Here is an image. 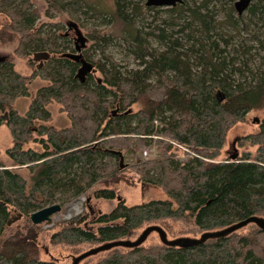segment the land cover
Segmentation results:
<instances>
[{"label":"trees","instance_id":"1","mask_svg":"<svg viewBox=\"0 0 264 264\" xmlns=\"http://www.w3.org/2000/svg\"><path fill=\"white\" fill-rule=\"evenodd\" d=\"M47 2L49 9L67 11L84 1ZM113 2L107 21L119 22V36L128 43L137 68L122 70L105 52L108 37L96 30L91 48L99 59L82 49L66 53L69 35L62 36L63 42L52 29L41 35L25 0L0 4L8 19L0 24V44L15 39L17 55L49 57L41 66L36 63L29 76L17 73L10 61L0 63V126L7 127L12 139L5 150L8 163L0 159V264H70L39 257V225L31 224L16 236L5 235V228L14 213L28 220L31 212L57 201L65 205L96 183L104 187L93 190L91 197L116 199L113 208L92 216L91 228L86 226L89 207L60 221L49 236L51 244L96 246L131 239L144 225L166 219H187L203 232L251 215L264 217V0H253L238 15L231 1L182 0L166 9L176 15L171 22L144 27L135 26L138 18L148 11L158 14L160 8L146 6V0ZM218 3L224 10L221 19ZM224 25L240 38L246 32L252 43L231 45L216 31ZM174 26L178 28L170 30ZM252 48L260 59L257 66L250 64ZM83 62L93 65L100 81L92 71H81ZM34 75L48 85L35 92L21 114L13 102L28 96L26 83ZM51 101L61 105L66 126L46 123ZM253 109L262 110L259 129L240 143L255 146L254 153L216 160L228 129ZM151 146H157V157L135 158ZM119 153L129 159L138 182L159 187L166 199L127 205L111 187L125 170ZM21 167L32 174L30 181L18 172ZM58 193L67 197L59 201ZM93 264H264V231L249 224L246 233L236 231L191 247H118Z\"/></svg>","mask_w":264,"mask_h":264},{"label":"rangeland","instance_id":"2","mask_svg":"<svg viewBox=\"0 0 264 264\" xmlns=\"http://www.w3.org/2000/svg\"><path fill=\"white\" fill-rule=\"evenodd\" d=\"M23 0H1L0 4H3L4 6L10 5L13 6L17 3L22 2ZM84 1L81 3V5L74 6L73 9L67 10V11H56L54 9H49V5L47 0H25L26 3H28V9L27 11L30 14H33L35 16V22L33 24V27L40 31L41 35L45 34L47 30L52 29V31L60 36V41L63 42L62 36L65 35V33L68 32V39L64 42L65 45L68 47V50H65L64 52L75 54L76 47H79L80 51L82 49V53H91L90 55L94 59H99V53L97 50H94L91 48L92 45V37L91 32L96 30L101 33V35L108 37L109 44L107 45V48L105 50L106 54H109L115 61L119 63L121 66V69H132L139 67L137 64V60L130 54L128 50V43L123 41L122 38L119 36L121 27L116 25V23H111L107 21L109 14L114 11V2L113 0H82ZM225 1V0H224ZM231 1V3L234 4L236 0H227ZM93 7V8H92ZM96 9H95V8ZM160 8V12L158 14H155L154 11L147 12L143 14L142 19L138 18L136 25L138 27H144L147 26V23H151V25H157L163 20H167L170 22L172 19L176 17V15L172 12H167L166 6L158 7ZM215 10L217 14V18L221 19L223 17V7H221V3H218L216 5ZM0 12V24L6 23L8 21L7 17L4 16V14H1ZM246 10L242 13L245 14ZM234 14L238 15L237 12L234 10ZM74 22L77 24L78 28L80 29L82 35L86 38L84 41V45L81 46L78 41H76L74 38L76 36V33L74 29H69L68 23ZM146 28V27H145ZM170 30L177 29V26L169 27ZM217 32H221L225 38H228L231 40V45H238L239 42L243 41V43L250 44L252 43L249 39L247 41L246 39V32H241V38L238 36V34L231 28L230 26H221L220 28L216 29ZM245 37V38H244ZM244 38V40H243ZM150 42L154 47H159V44L156 42V40L151 39ZM184 42V40H183ZM16 40L13 39L12 41L6 42L4 44H0V55H6L8 58V61H10L13 66L14 70L19 73L20 75L29 76L37 67L36 63H30V57H22L17 55L14 52L15 46H16ZM255 45V44H254ZM73 50V51H72ZM231 50V48H229ZM89 51V52H88ZM252 62L250 64H254L257 66L260 63V59L257 56V49L252 48ZM256 54V55H255ZM94 77L96 79L101 78L100 73L95 72ZM237 79L240 78L238 74L235 75ZM28 96H18L13 104L14 107L17 109V111L21 114H23L31 99L33 98L35 92L42 86L48 85V81L41 79L39 76L34 75L33 78L28 80L26 83ZM47 109L50 112V118L46 123L54 125L56 127H63L68 124L67 117L61 107V105L55 101H51L47 105ZM134 109V108H133ZM255 118H258L260 121L262 118V110L260 109H253L249 111L245 117L244 121L236 122L234 125H232L226 134L225 143L217 157L216 160L229 158L231 155H240L242 151H250L254 153L255 146L250 145L249 143L241 144L240 140L245 135L255 133L259 129V121H254ZM11 135L5 125L0 126V159H2L5 163H8V160L5 156V150L9 146H11ZM28 146L38 148L37 145L34 143H28ZM147 150V156L146 158L150 157H157L159 154V150L157 146H151L149 148H145L143 151ZM136 152L135 158L137 159L140 157V154L142 155V152ZM179 152V151H178ZM181 154V152L179 153ZM182 157V156H181ZM129 159L125 158L123 160V168L125 169L122 173V178L120 181L116 182L115 184L111 185L116 190V194L122 198L127 205H134L139 204L141 202L153 200V199H166V195L164 192L156 186L148 185V184H142L137 181L136 175L130 170L129 165ZM18 172L25 178L27 181L31 180V173L30 171L25 168L21 167L17 169ZM129 179H133V184H130L127 182ZM104 187L103 183H96L92 186L91 189H89L86 193L78 196L77 198L69 201L65 205H61L58 201L55 203L60 204L61 211L60 213L54 215V220L50 224L45 225H39L40 232H39V244H40V254L39 257L42 259H48L49 256L58 258L60 261L65 263H71V260L74 256L78 255L79 253L87 250L90 247H93L95 245L91 244H82V245H76V246H70L65 244H51L49 242V236L52 232V229H57L58 224L62 220H67L70 218H73L74 216L79 215L81 212H83L85 209L91 210L90 218L86 222V226L89 228L94 227V224H92V216H96L98 212L105 213L110 211L113 206L116 203V199L113 200H106V199H95L91 197V193L93 190L97 188ZM57 197L60 200L65 199L67 196L62 193H58ZM77 202H81V209L77 211L76 213L69 216V218L66 217V214L68 210ZM89 207V208H87ZM90 213V211H89ZM11 220L9 224L5 228V235L7 236H16L24 233L26 229H28L29 225H31L29 219L26 220L24 217H19L15 213L12 214ZM189 220H172V219H166L159 222H155L153 224H158L164 228V230L167 233L168 238H176L179 236H189V237H199L201 231L197 230L194 225L190 223ZM145 227V225L140 228L138 233L131 237V239H134L138 236V234L142 231V229ZM240 233H246L247 232V226L241 228L238 230ZM160 243L158 235L155 232H152L149 234V236L146 238V240L143 242L144 246H155ZM107 251L98 253L96 255L90 256L86 259H84L82 264H93L98 259L105 256Z\"/></svg>","mask_w":264,"mask_h":264},{"label":"water","instance_id":"3","mask_svg":"<svg viewBox=\"0 0 264 264\" xmlns=\"http://www.w3.org/2000/svg\"><path fill=\"white\" fill-rule=\"evenodd\" d=\"M252 1L253 0H236L234 2L235 11L238 14H242L247 9V7ZM181 2L182 0H146L145 5L151 6V7H163V6L172 7L176 5L177 3H181ZM68 26H72L75 29L78 42L80 43L81 46H83L86 38L82 35L77 24L74 22H69ZM76 50L78 51L79 47H76ZM37 56H38L37 54H34V58ZM2 60H4V57L0 55V61ZM81 71L84 74H87L90 71L95 72V69L92 64L83 62ZM98 81H100V79H98ZM222 97L223 95L218 93L219 100H221ZM113 113H115V111ZM254 121L258 122L259 120L258 118H255ZM119 156H120V159H119L120 168H123L124 166L123 157L121 153H119ZM235 157L236 155H231L229 158L233 159ZM60 211H61L60 204L53 203L39 210L31 212L29 214V221L31 222L32 225H45L46 226V224L52 223V221L54 220L53 216L60 213ZM64 218L66 219L69 217H64ZM9 222L10 221H8L7 224H9ZM249 224H255L260 230L264 231V217L260 215H251L245 219L234 222L228 226H225L219 229L203 231L200 233L199 237L179 236L176 238H168L167 233L162 226L158 224H150L144 227L142 231L138 234V236L135 237L134 239H130V238L116 239V240L103 242L96 246L90 247L87 250L74 256L70 264H80L81 261H83L84 259L90 256L96 255L101 252L109 251L114 248L138 247L143 244V242L152 232H155L158 235L160 243L165 246L185 248V247H191L194 245L201 244L209 239H216V238L228 236Z\"/></svg>","mask_w":264,"mask_h":264},{"label":"flooded vegetation","instance_id":"4","mask_svg":"<svg viewBox=\"0 0 264 264\" xmlns=\"http://www.w3.org/2000/svg\"><path fill=\"white\" fill-rule=\"evenodd\" d=\"M69 29H74L72 26H69ZM74 31H75V29H74ZM68 35V32L67 33H65V36H67ZM76 41H78V39H77V37L75 36V38H74ZM76 52H77V50H75ZM36 54V53H35ZM3 57H4V60H2V61H0V63L1 62H4V61H8V58H7V56L6 55H2ZM49 57L47 56V57H43V56H37V57H35L34 58V54L32 55V59H33V61L34 62H37V64L38 65H42L43 64V62L45 61V60H47ZM81 68H82V64H81ZM93 72V71H92ZM87 74H89V73H87ZM95 74V72H93V75ZM11 218L12 217H10V219H9V221L11 220ZM8 225V224H7Z\"/></svg>","mask_w":264,"mask_h":264},{"label":"bare ground","instance_id":"5","mask_svg":"<svg viewBox=\"0 0 264 264\" xmlns=\"http://www.w3.org/2000/svg\"><path fill=\"white\" fill-rule=\"evenodd\" d=\"M81 206H82L81 202H77L74 205H72V207L68 210L66 217H69L70 215L79 211L81 209Z\"/></svg>","mask_w":264,"mask_h":264},{"label":"built area","instance_id":"6","mask_svg":"<svg viewBox=\"0 0 264 264\" xmlns=\"http://www.w3.org/2000/svg\"><path fill=\"white\" fill-rule=\"evenodd\" d=\"M146 156H147V150H145V151L142 152L141 157L145 158Z\"/></svg>","mask_w":264,"mask_h":264}]
</instances>
